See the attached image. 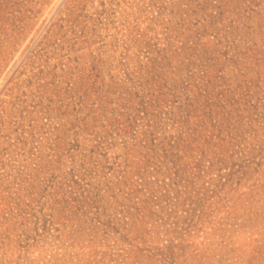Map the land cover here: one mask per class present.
<instances>
[{"label":"rangeland","instance_id":"1","mask_svg":"<svg viewBox=\"0 0 264 264\" xmlns=\"http://www.w3.org/2000/svg\"><path fill=\"white\" fill-rule=\"evenodd\" d=\"M0 264H264V0H0Z\"/></svg>","mask_w":264,"mask_h":264}]
</instances>
